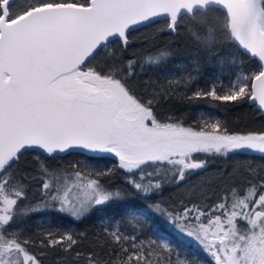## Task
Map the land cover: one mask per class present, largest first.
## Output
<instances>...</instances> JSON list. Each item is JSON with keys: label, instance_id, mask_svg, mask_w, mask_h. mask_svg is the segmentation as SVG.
I'll return each instance as SVG.
<instances>
[{"label": "snow or ice", "instance_id": "1", "mask_svg": "<svg viewBox=\"0 0 264 264\" xmlns=\"http://www.w3.org/2000/svg\"><path fill=\"white\" fill-rule=\"evenodd\" d=\"M153 24L170 33L183 25L205 51L222 37L255 68L205 88L199 65L166 84L141 82L146 66L171 56L163 48L123 58L131 33ZM173 98L251 100L264 113V0H0V264H46L50 255L55 264H201L183 251L190 244L210 258L204 264H264V165L184 190L208 157L264 160V131L233 133L203 112L191 124L162 117L158 107ZM29 153L35 168L21 166ZM74 154L82 158L64 161ZM110 208L119 218L102 216L91 236L48 217L29 228L37 213L80 221Z\"/></svg>", "mask_w": 264, "mask_h": 264}, {"label": "trees", "instance_id": "2", "mask_svg": "<svg viewBox=\"0 0 264 264\" xmlns=\"http://www.w3.org/2000/svg\"><path fill=\"white\" fill-rule=\"evenodd\" d=\"M218 13L210 16V19H215ZM191 21H186V24H191ZM161 25L153 24L150 27H140L139 30L131 33L132 43L123 53V58L137 59L149 52H155L158 49L167 48L171 52L168 63L163 67H145L144 71L139 73V80L151 79L160 84H166L169 75L179 76L183 75L185 71H190L194 66L199 65L200 76L198 84L201 88H205L211 81L217 77H222L225 82L236 71V68L242 66L245 71L254 69L255 62L247 57L243 58L242 65L240 64V52L235 45L229 44L223 40L214 46L211 51H205L199 42L193 36L188 34L185 27L181 26L179 33H170L167 31H160ZM136 34L135 36H133ZM235 58L237 64L234 65L231 61ZM223 61V64L221 63ZM191 90H189L190 94ZM183 95V93H181ZM157 111L162 117L168 114H173L185 120L186 124H191L193 120L197 119L198 114L203 112L211 114L214 117L220 118L222 123L226 124L228 130L233 133H247L264 131V113H262L255 104H250L249 100L237 103H221L207 100H200L189 102L186 99L173 98L165 101L158 107ZM34 154L29 153L24 157L22 167L31 166L35 168L36 161L33 159ZM231 157V156H230ZM82 158L79 155H69L64 157V161L75 160ZM211 162L209 160V168L212 169H227L238 167L242 164H248L252 167H260L264 164L262 160L255 153H238L236 162L235 158H231L222 163L217 160ZM59 159L49 160V165H56L60 163ZM101 164L110 166L112 158L106 157L100 161ZM213 164V165H211ZM215 166V167H214ZM114 182L119 184L120 177L117 176ZM163 196L165 199L172 197V191L166 188ZM129 200L135 201V196H130ZM119 215L110 208L105 213L93 212L89 216L80 221H73L69 217H62L59 213L44 212L37 213L29 220L30 230L35 231L40 224L41 217H48V223L53 227H67L70 226L76 232H83L91 236L99 231L101 228V217ZM47 226V225H45ZM81 250L87 251V244L83 243L80 246ZM183 251L187 254H196L201 258V264H204L209 257H206L197 247H192V244L185 245ZM46 264H55L53 256L46 257Z\"/></svg>", "mask_w": 264, "mask_h": 264}, {"label": "rangeland", "instance_id": "3", "mask_svg": "<svg viewBox=\"0 0 264 264\" xmlns=\"http://www.w3.org/2000/svg\"><path fill=\"white\" fill-rule=\"evenodd\" d=\"M25 2V0H17V4L20 5V4H23ZM136 34H134L133 36H135ZM233 168H230L229 171H231ZM214 174H207V170L203 173V175H196V176H193L192 179H191V182L188 183L186 186H185V189L187 186H193V185H199L201 183V181H209L211 180L212 178L215 177V175L213 176ZM209 176V177H208ZM204 179V180H203ZM190 188V187H189ZM183 191V190H182ZM192 247H196L194 244H192ZM185 252V251H184ZM186 253V252H185Z\"/></svg>", "mask_w": 264, "mask_h": 264}, {"label": "flooded vegetation", "instance_id": "4", "mask_svg": "<svg viewBox=\"0 0 264 264\" xmlns=\"http://www.w3.org/2000/svg\"><path fill=\"white\" fill-rule=\"evenodd\" d=\"M246 153H252V152H246ZM237 155H238V153H235V154H230L229 155V157L228 158H224V157H220V156H212V157H208V159L209 160H211V162L212 161H214V158H216L215 160H217V162L219 163H222V161H225V160H228V159H233V158H235L234 160H233V163L234 162H236V159H237ZM231 156V157H230ZM215 162V161H214ZM211 165H213V164H211ZM264 165V164H263ZM215 167V166H214ZM222 170H224V169H214V168H212V169H210L209 168V165H208V168H207V174H214V175H216V173L218 172V171H222ZM213 175V176H214ZM209 177V176H208ZM204 180V179H203ZM213 180V178L211 179V180H209V181H212ZM205 181V180H204ZM191 182V180L189 181V183ZM189 187H191V186H187L186 187V189H184V190H187V188H189ZM172 196H173V193H172Z\"/></svg>", "mask_w": 264, "mask_h": 264}, {"label": "water", "instance_id": "5", "mask_svg": "<svg viewBox=\"0 0 264 264\" xmlns=\"http://www.w3.org/2000/svg\"><path fill=\"white\" fill-rule=\"evenodd\" d=\"M249 102H250V104H255L257 106V108L259 109V106H258V103L257 102L251 101V100H249Z\"/></svg>", "mask_w": 264, "mask_h": 264}]
</instances>
